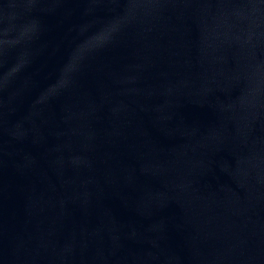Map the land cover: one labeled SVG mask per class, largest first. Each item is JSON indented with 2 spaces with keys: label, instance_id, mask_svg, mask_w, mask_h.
<instances>
[{
  "label": "water",
  "instance_id": "1",
  "mask_svg": "<svg viewBox=\"0 0 264 264\" xmlns=\"http://www.w3.org/2000/svg\"><path fill=\"white\" fill-rule=\"evenodd\" d=\"M0 264H264V0H0Z\"/></svg>",
  "mask_w": 264,
  "mask_h": 264
}]
</instances>
